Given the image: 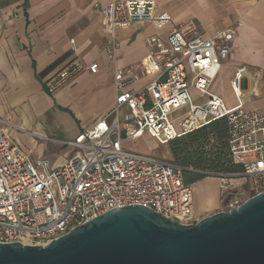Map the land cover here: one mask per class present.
Segmentation results:
<instances>
[{"label":"built area","instance_id":"built-area-1","mask_svg":"<svg viewBox=\"0 0 264 264\" xmlns=\"http://www.w3.org/2000/svg\"><path fill=\"white\" fill-rule=\"evenodd\" d=\"M97 11L107 35L103 50L113 61L119 47L117 29L151 23L159 30L168 26V34L147 39L140 65L114 71L115 100L107 119L73 140L57 141L74 150L62 166L32 162L0 129L1 243L44 247L110 210L132 205L179 225L195 223L193 185L183 181L184 169L127 146L145 136L159 146L169 145L219 120L227 124L229 158L241 168L237 175L217 174L225 196L222 212L264 192V109L242 108L247 67H237L230 80L235 107L227 108L209 91L229 57L234 32L205 38L194 22L174 24L155 0L112 1ZM83 70L93 75L98 65L74 60L46 82V91L53 93ZM146 76L153 78L144 88L127 90ZM191 90L204 103L197 104ZM238 177L247 185L233 188Z\"/></svg>","mask_w":264,"mask_h":264},{"label":"crops","instance_id":"crops-1","mask_svg":"<svg viewBox=\"0 0 264 264\" xmlns=\"http://www.w3.org/2000/svg\"><path fill=\"white\" fill-rule=\"evenodd\" d=\"M112 1L129 0H0V129L32 162L45 160L52 168L62 166L74 150L57 141L73 140L107 119L115 100L114 71L140 65L147 55V39L168 34V26L159 30L151 23L117 29L119 47L113 61L103 50L107 35L97 11ZM155 2L174 24L194 22L205 38L232 30L229 57L209 91L227 108L235 107L230 80L237 67L245 66L249 74L243 80L242 108L246 112L264 109V0ZM74 60L85 66L97 63V73L80 71L48 93L46 82ZM152 78L142 77L127 90H140ZM222 88L232 99L222 94ZM190 94L197 104L204 103L196 91ZM56 112L54 126L45 116ZM68 127L73 131L70 138L65 134ZM206 179L193 185L196 222L212 213L219 200L218 177ZM195 185L208 186L214 196L204 198L201 205L194 197Z\"/></svg>","mask_w":264,"mask_h":264},{"label":"water","instance_id":"water-1","mask_svg":"<svg viewBox=\"0 0 264 264\" xmlns=\"http://www.w3.org/2000/svg\"><path fill=\"white\" fill-rule=\"evenodd\" d=\"M0 264H264V192L190 225L117 208L44 247L0 242Z\"/></svg>","mask_w":264,"mask_h":264},{"label":"trees","instance_id":"trees-1","mask_svg":"<svg viewBox=\"0 0 264 264\" xmlns=\"http://www.w3.org/2000/svg\"><path fill=\"white\" fill-rule=\"evenodd\" d=\"M228 128L224 120L189 133L169 143L172 163L184 169L183 181L192 184L204 179L198 173L237 175L241 168L228 155Z\"/></svg>","mask_w":264,"mask_h":264},{"label":"rangeland","instance_id":"rangeland-1","mask_svg":"<svg viewBox=\"0 0 264 264\" xmlns=\"http://www.w3.org/2000/svg\"><path fill=\"white\" fill-rule=\"evenodd\" d=\"M220 81L221 80L219 79L218 87L221 84ZM221 92H222L223 95H228L230 97L228 90L226 91L225 88L224 89L222 88ZM230 99H232V98L230 97ZM58 116H59V114L56 112V113H54V115L52 113H50L49 115H46L45 118L47 119L49 124H51V122H53L54 126H56L57 117ZM41 124L43 125V120H42ZM67 129L68 130L65 131V134L68 136L67 138H70V137H72L71 134H72L73 131H70L71 130L70 127H68ZM127 149L130 150V151H134L136 153H144V154L156 155V156L161 157V158H167V159L172 160V156H171V153H170L169 145L159 146L158 144H156L154 141H152L151 139L147 138L146 136L144 138H142L141 140H139V141L130 143L127 146ZM201 174H213V173H201ZM213 175H217V174H213ZM201 176H203V175H201ZM203 177L206 178V176H203ZM213 177L214 176H209V178L207 177V179L211 180L210 178H213ZM237 179H238L237 181L232 182L233 188H236V186L239 187V186H246L247 185V181L246 180L242 179L241 177H238ZM203 181H205V180H203ZM200 187H202V185H198V186L195 185L194 197L197 198V200L199 201V203L201 205H203L204 198L209 197V196H211V197L214 196V192L213 191L209 192V189H207L208 186H205V187L203 186L202 189ZM203 188H205V189H203ZM199 189H200V191H199ZM219 190H218V195H219L218 199L220 201L218 200V203H217V206H216L217 208L215 207L213 212L209 213V215L207 217L215 215V214L220 213V212L223 211V206L222 205H223V199H224L225 196L223 194H221V191H219Z\"/></svg>","mask_w":264,"mask_h":264},{"label":"snow or ice","instance_id":"snow-or-ice-1","mask_svg":"<svg viewBox=\"0 0 264 264\" xmlns=\"http://www.w3.org/2000/svg\"><path fill=\"white\" fill-rule=\"evenodd\" d=\"M103 127V126H102Z\"/></svg>","mask_w":264,"mask_h":264}]
</instances>
